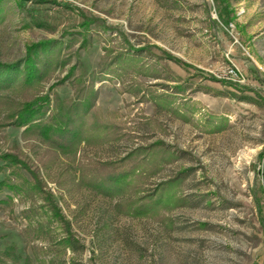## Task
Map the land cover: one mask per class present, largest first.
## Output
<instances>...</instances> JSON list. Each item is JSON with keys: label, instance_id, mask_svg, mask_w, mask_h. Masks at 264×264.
Segmentation results:
<instances>
[{"label": "rangeland", "instance_id": "374dc122", "mask_svg": "<svg viewBox=\"0 0 264 264\" xmlns=\"http://www.w3.org/2000/svg\"><path fill=\"white\" fill-rule=\"evenodd\" d=\"M5 154L0 264H264V0H0Z\"/></svg>", "mask_w": 264, "mask_h": 264}, {"label": "trees", "instance_id": "16d2710c", "mask_svg": "<svg viewBox=\"0 0 264 264\" xmlns=\"http://www.w3.org/2000/svg\"><path fill=\"white\" fill-rule=\"evenodd\" d=\"M21 5H22V2H21ZM26 63L27 64L31 63V56H29L26 59ZM45 98L48 99L49 96L44 97V99ZM42 101H43V97H37L34 100L30 102H26L21 107L17 108V110L11 114V116L13 117V121L11 123H13L14 125H17L18 127L27 126L25 132H33V131L44 132L47 136L52 133L51 129L56 128L53 131H55L57 135L56 139L58 140L59 136L57 134L58 128L56 127V124L46 125L45 123H43L42 119L46 115L47 112L46 110H44L45 108L43 107ZM68 117L71 118L70 116H67V118ZM71 131L72 130L70 129L69 132ZM1 160L4 162H8V163L10 162L11 164L18 163L17 158L14 157L12 154L3 155L0 158V161ZM2 169H3V166L0 165V172L2 171ZM3 183L4 182H0V188L2 187L1 185H3Z\"/></svg>", "mask_w": 264, "mask_h": 264}, {"label": "built area", "instance_id": "2783aa9c", "mask_svg": "<svg viewBox=\"0 0 264 264\" xmlns=\"http://www.w3.org/2000/svg\"><path fill=\"white\" fill-rule=\"evenodd\" d=\"M262 158H263V165H264V155H263V157H262Z\"/></svg>", "mask_w": 264, "mask_h": 264}]
</instances>
